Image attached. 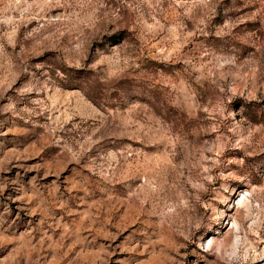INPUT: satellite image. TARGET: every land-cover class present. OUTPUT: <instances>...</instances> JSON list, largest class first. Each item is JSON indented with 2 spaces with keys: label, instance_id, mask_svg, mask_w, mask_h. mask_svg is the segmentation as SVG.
I'll list each match as a JSON object with an SVG mask.
<instances>
[{
  "label": "rangeland",
  "instance_id": "obj_1",
  "mask_svg": "<svg viewBox=\"0 0 264 264\" xmlns=\"http://www.w3.org/2000/svg\"><path fill=\"white\" fill-rule=\"evenodd\" d=\"M0 264H264V0H0Z\"/></svg>",
  "mask_w": 264,
  "mask_h": 264
}]
</instances>
